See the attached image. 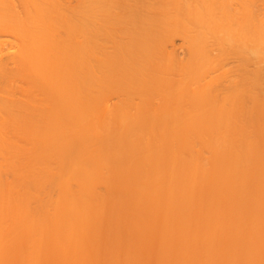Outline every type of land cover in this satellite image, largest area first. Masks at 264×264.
<instances>
[{"label": "rangeland", "instance_id": "rangeland-1", "mask_svg": "<svg viewBox=\"0 0 264 264\" xmlns=\"http://www.w3.org/2000/svg\"><path fill=\"white\" fill-rule=\"evenodd\" d=\"M79 1H80V3L83 2V0H72V3H76V2L79 3ZM124 2H125L126 6L124 5ZM124 2L121 5H116V4H112V3L108 4L107 3V5H109L110 8L106 9L103 6L104 2L102 0H91V4H92V8H93V10H92L93 11L92 25L98 29V35H97L98 39L95 40V46H94L95 54L101 53L98 55L99 57L104 58L106 56L107 59L113 61L114 57L117 58V50H118V46H119V45H117V43H123V42L125 43L129 39L128 33H126V31H125L126 29L134 31L140 24H145L146 26H148L150 28V30H153V29H155V26L157 24V27H156L157 33L154 34V38H153V41L155 42V51H156L155 62H154V70L155 71H154L153 76L160 77V75H159V73H160L162 76L167 77V84L170 85L172 83L174 84L175 82L177 84L176 87L179 90V100L176 102V106L179 107L180 112L175 118H173V121L175 124L176 123L180 124L184 121H187L186 125H192V124H194V122H195V124L201 123V124H203V126L205 128H207L206 130H203L202 132H198L197 130H195V131H192L191 134H189L192 136V138H191L192 144L190 146L191 149H189L192 151H191V154H190V152H188L190 155H188V153H186L187 147L184 148V146H186V138L189 135L188 134L186 135V133L181 130V127L178 129L176 134H174V136H173L174 139L176 140L175 143H176V147H177L175 149L176 150L175 153L178 154V155H176V160L179 157L178 161H180V160L182 161V158L180 157L181 155H184V158L188 159L190 161L193 158V162H195L197 160V163L202 165V167L200 168L202 170V172L199 171L200 173H198V172L195 173V178H194L195 184H194V183H188L187 179H185V180L183 179L184 177L185 178L187 177L186 176V174L188 173V171H187V173L183 176V178L181 180V181H183L182 183L184 185L182 187V189L183 188L184 189L183 190L181 189L179 191V193H181V194H179V193H177V191H175L172 194H170L169 196H167L168 195V191H167L168 186H167L166 181H168V183L170 181L169 180L170 178L168 177L169 176V169L168 168L170 167V165H167V164L171 163V161L169 159H167V158H170V156H168V157L165 156L166 155L165 152H167V146H165L166 142H164V140H163V139H165V140L168 139L170 136V134H168L169 131L167 129V130H165V133H164L165 137L163 136L162 140H160V142H158L159 145L157 144V142L154 143V144L158 145V147L155 145V147H157V148H155L156 151L154 150L153 161L151 163L152 165L151 166L149 165V166L151 168L152 167L155 168V170L153 168L152 169L154 170L153 174L156 173V175H153V177L151 178L152 181L150 180L151 181L150 182L149 179H150V176H152V174H151L152 170L149 171L150 174H148V172L146 173V171H148V169H147L148 166H147L146 167L147 170L144 173L145 176H147V177H144V178H147V180L145 179L146 183H147L146 186H149V187H146L143 185L144 186V188H143L142 187L143 181H139V178H137V177H139L138 176L139 173H137L136 169H138V172H140L145 168V167L144 168L142 167L143 169L140 170V167L142 166V165H140V163H141L140 161L143 159L142 158L143 152L141 153L142 155L140 156L141 150H138L139 154H136L138 151L135 153V156L133 159H131V157H133V155H130V158H128V161L130 159L132 160V161H129L130 163L131 162L133 163V165L131 163V166H134V162L138 161L137 156H139V159L142 158L137 162L140 165V167L136 166V165H138L137 163H135V166H134V168L138 167V168H135V171L137 173V174H135V177L137 176L136 178L131 177L132 175L134 176V174H132V170H130L132 168L131 166H129V168H127V166L124 165V168L126 167L127 171H126V169H124V168L123 169L127 172V174L123 173V172H125L124 170H118V169H115V167H113V169H111L112 166H114L115 164H118V163H115L114 165L109 164V166H110L108 168L109 171L108 170L105 171V173L103 174L104 176H102L100 179L96 180V182L94 183L92 188H94L93 192H94V194L96 193L95 194L96 197L93 196V199L94 200L97 198L98 199L95 200V202H94L95 206L93 205L94 209H96V211L91 210V213L93 214V212H94L93 215H96V216H93L90 214L89 219H90V217L96 218L98 216L97 217L98 220L97 219H95V220L99 221V219H100L99 216H101V219H102V221H100L101 227L98 225V224H100L99 222H93L92 221L94 219L90 220V224L87 223V225H89L90 227L89 226L88 227L86 226V227L92 229L93 231H95L96 234L99 233L100 235L97 236L95 234L94 235L89 234V232L92 230L88 229V231H87V230H85L86 228H84V229H82L84 231L77 233L78 236H76L77 235L76 234L75 236H72V238H70L69 241L65 240V238L63 236L65 224H63L64 221H62V218H63V216L65 218L67 216V214H65V212L61 213L62 209L60 207H57L59 209L55 208V210H54V208H52V210L49 209L48 211H46L47 210L46 209L45 210L46 212L43 213V216H44V214H46L44 217H46L47 214H51V213L52 214L50 217L48 215L49 218L42 221L43 222L42 223L43 225H41L42 235L40 234L41 233L39 230L40 228L36 232V235H37L36 241L38 242L37 243L38 246H36L37 245L36 242L34 244L32 243L33 234L31 232L33 230L32 229L30 230V228L31 227L33 228V224H31V219L29 218L30 221L28 219H24L22 215H26V214H22L23 210H21V212H20V210L15 207L19 203H21L18 200L21 201L20 198H22L23 194L27 193V191H26L27 188H26V190H24L25 192L22 191V189H23L22 188L21 194H20V192H18V190H20L21 187H19V186L21 185L22 187H24V186L28 187V185H29V183H27V184L25 183L26 185H24V184L22 185V183H24V182H22L21 180L25 179V182H26L28 179H26L27 178L26 176H25L26 178L24 176H22L24 178H20L21 179L20 180V179H18L19 178V176H18V178H16V179L21 181V183H18V181H14L15 178L13 179L12 177H14V175H15V173H13L14 172L13 170L16 171V169L20 168V167L24 168L23 170H25V167L26 168L28 167V169H26V171H25L26 172L25 174H28V170L31 171L32 173L30 172V176H29L30 178H31V174L32 175L34 174V176L35 175L37 176L40 172L38 173V170H37L38 168L36 169L35 166L38 165L39 169H42L41 168L42 167V161L36 155L33 156V154H29L28 156L35 157V158H33L34 160H31L32 157L31 158L27 157V155H26L27 153H26L25 155H26L27 159L26 158H22V159H25L26 162L30 159L31 160V161L29 160L30 163L29 164H26V163L21 164L20 162H18V161H20V160H18L19 158L15 157L14 160L17 163H20V164H17L15 162L17 164L16 167L19 165H20V167H17V168L15 167L16 169L13 168L15 166V163H13L14 160L11 162L9 160V158L11 159V157L14 154L15 155H18V154L21 155V152L19 150H15L13 152L12 149L14 147V141H12V143L9 142L8 143V151L6 153L7 159L9 160V163L7 164L5 170H3V171L6 172V173H4L6 175L7 174H10L9 176L12 175L11 178H9L8 175L5 176L7 178L6 179L7 182L8 181L10 182V180H12V179L14 181V184H12L13 182L11 184L9 183L10 184L9 188L15 189V187H16L15 182H17V184H16L17 186H18V184H20L17 187L19 189L18 190L15 189V190H17L16 192H18L17 194H18L19 199L16 198L17 195H13V193L10 191H8V192L10 194H12L11 197L15 196V197L11 198V201H12V199H15V198L17 199L18 203H16L13 200L12 205L14 203L17 204V205L14 204L15 210L18 209L17 212L19 211L18 213L16 212V215L19 218V214H21L20 217H22L21 218L22 220H19V223H21L20 225H22L20 227L21 230L19 229V227L18 228L16 227V229L21 232V231H23L22 230V228H24L23 226H25V228H24L25 232L19 233L20 236H16V237H15V234H18V233L12 232V234H14V235H12L13 237L11 236L10 238H7L8 242H10L12 244L11 246L9 243H7L8 245H5L4 243H2V246L4 245V246H7L8 248H9V246L11 247V249L9 248L10 251L6 247H4L5 249L0 247L1 252H3L5 250L4 251L5 253L3 252L2 254L6 255V256L1 255L4 258L3 259L1 257L2 261H4L6 259L4 262H6L8 264H9V261L11 262L10 264H14V263L15 264H21V263L22 264H36V263L37 264H82V263L83 264H85V263L86 264H108V263L109 264H163V261L165 264H264V115H263L264 113H262L264 111L263 110L264 109V102H263L264 101V0H228L229 6L224 5V7L220 5V0H124ZM136 3L137 4L141 3V5H142L137 10L135 9ZM232 4L234 6H232ZM214 5L220 6V7L225 8V9H229V8L234 9V7H236L237 12L232 18H228L229 19L228 23L231 26H233L234 30H235L233 33V36L231 38L232 44L236 45L238 48L237 49H231L228 46L223 48V47H218V46H216V44H214L216 42L215 39L219 38V36L223 39H228V36L226 35V33H221V32L218 33L217 34L218 36L215 39H214V36H212L211 34H209V36L207 35L208 38L210 37V42L207 39L208 40L207 42H209V43H208L207 49L203 55L204 62H205V69L203 71H199V64H198L199 60H198V58L200 59V52L193 49L192 42L194 41V38L198 35L197 33L202 32V34H203V32L204 33L206 32V31H202L203 25H201L197 22H200V23L201 22H203V23L207 22L209 20V16H207L203 21L202 20L203 17H201L200 13H197V12H199V11L204 12L206 10L214 9ZM211 11H213V10H211ZM217 13H216V15H217ZM183 14L186 15L184 18L182 17ZM104 16L107 17V25L103 24L104 22H106V20L104 19ZM218 16H219V14H218ZM185 19H186V21H185ZM181 20H182V22H181ZM217 20L218 19H216V21ZM161 21H162V23L165 22V24L160 23V25H158L159 24L158 22H161ZM182 23H183V25H182ZM169 25H170V27H169ZM159 26L161 27V29L158 28ZM185 26H186V28L184 30ZM179 28H181V29H179ZM162 30H163V33L161 32ZM206 34H208V33L206 32ZM161 35H163V36H161ZM205 36L203 34V37L205 38V41H206L207 36L206 37ZM212 40H214V41H212ZM16 42H18L17 39L11 33H8V32L0 33V48L2 49V51H0V53H4V52H10L11 53L12 50H16L17 49ZM211 43H212V45H211ZM4 57H5V55L3 54V59H4ZM253 72H255V73L257 72V74H259V77H260V78L258 77L259 82H260V88L257 90L255 88H252V86L250 84V77L252 75L251 73H253ZM255 73H253V75ZM199 85L200 86H208V92L202 96L197 95L196 89ZM29 91L30 90H28V92ZM28 92H24V93L22 92V93H23V95L24 94L30 95V92H29V94H28ZM17 93L19 94V92H17ZM229 94H234V100L228 104ZM21 95L20 96L18 95V101L20 100L19 98H22V97H23V99L21 100V102H23V100L26 101L28 99V96L26 97L25 95L24 96L23 95L21 96ZM121 95L122 94H119V93L118 94L117 93L107 94L103 98V105L106 108H108V110L109 109L112 110L111 108H114V105L116 103L118 104L120 100L125 101L124 97H122L123 95L122 96ZM16 98H15V100H16ZM25 98H27V99H25ZM120 98H123V99H120ZM138 98H139L138 96H131L129 98V100H130V102H132L131 104H133L134 102L137 103L138 101H140V99H138ZM151 99H153L154 101H149V102H151L153 104L156 100V97L151 98ZM211 101L214 102V104H212V105H214L215 107H217L220 110H222V108H225L226 106L229 107V110H232V116L230 118L226 119L228 127H226V128L224 127L223 129L218 131V132H220V135H222L223 137H226V141L219 147L218 150L211 149L208 146V144H206L205 142H202L199 139L200 135H202V136L203 135L204 136L210 135L207 124H209L208 123V112L210 111ZM149 102H147L146 107H149L148 105L152 106V104H149ZM22 104H26V102L25 103L23 102ZM158 104L160 105V100H156V103L153 105H155L154 107H156ZM174 105H175V103H174ZM154 107H153V110L155 109ZM148 109L151 110V107ZM258 110H260V114H259V112L258 113L256 112ZM171 118L172 117L167 119L165 123L168 124L169 123L168 121ZM21 123H22V126H21ZM16 125H19V126H16ZM16 125H14V126L19 127V128L23 127V128H20L22 130L17 128L19 130V132H22V133H17L21 136L20 138H23V140H25L27 138H24V136L25 137L29 136L28 139H30V140L27 139V141H29V143L27 141L23 142V140L19 139V138H18V141L20 142V140H22V142L24 144L22 142H20V143L23 144V147H25L24 145H26V143L27 144L32 143L33 145H35L34 146L35 148L31 144V145L27 146V149L29 148L31 151V148H32V150H34V151H31V152H33V153H35V151L37 152L38 151L37 148L41 144V139L30 135V133L28 131L30 127H29V125H27V122H24L22 120L20 122H17ZM233 125H236V126H233ZM10 126H12V125H10ZM238 126H239V130H236L235 128ZM166 128H167V126H166ZM5 129H6V127H5ZM5 129L3 128V132H2V133H4L3 134L4 136L7 133L9 134L10 131H13V130L9 131L8 130L9 128H7V130H5ZM25 130H27V131L25 132ZM15 132H18V131H15ZM12 133H10V134H12ZM23 133H28L29 135H27V134L25 135ZM8 134H7V136H8ZM22 135H23V137H22ZM15 138H16V135H15ZM15 138L13 137V140ZM8 139L6 138V140H8ZM16 139H15V141L19 145V142ZM239 139H242L241 142H242L243 146L249 151H242L240 156H239L240 159H238L236 161V154H235L236 148H235L234 142H236V140H239ZM18 147H20V146H18ZM23 147H21L24 150L23 152H28V151H25L26 147L25 148H23ZM165 148H166V150H165ZM10 151H12V152H10ZM155 152L156 153L158 152L157 154L159 157H157V155H155ZM192 154H193V157H191ZM22 155L25 157L24 154H22ZM154 155H155V157H154ZM185 155H188V158L185 157ZM189 156H190V158H189ZM127 157H129V156H127ZM127 157H123V158L126 159ZM136 157H137V160L135 159ZM36 159H37V161H35ZM156 159H158V160L156 161ZM38 160L40 162H38ZM32 161L34 162L33 164H31ZM168 161H170V162H168ZM117 162H119V161H117ZM122 162L123 161H121V163ZM233 162H236V168L235 169L231 168V166H233V165H231ZM112 163H114V162H112V160H111V164ZM124 163H125V160H124ZM185 163L188 164V166L190 164V162L187 160H185ZM11 165H13V166H11ZM143 165H144V163H143ZM111 170H115V171L111 172ZM20 171H22V170H20ZM119 171L121 174L119 173ZM135 171L133 170V173ZM128 172H130L129 174H131L130 177L132 178V180L134 179L132 181L133 184L131 182L132 185L130 187L128 184H127V186L125 185L124 186L125 190H123V191L126 192V195H127V191L130 193L132 188H133L134 191L132 190V192H131L132 194L131 193L130 194H131V196L133 195L134 198L131 199L130 194H128V196L123 197L124 198L123 199L122 193H124V192L121 190V185L123 186V184H124V183L122 184V181H124V178L129 176ZM166 172H168V173H166ZM22 173H20V174H22ZM113 173H115V174H113ZM4 174H3V176H4ZM20 174H18V175H20ZM107 174H108V176H107ZM144 174L142 173V175H141V172H140L141 177H143ZM146 174H148V175H146ZM166 174H168V175H166ZM16 175H15V177H16ZM105 176H106V178H105ZM115 178L117 180L123 179L121 181V184L119 183L120 185L118 183H116L118 181H116ZM131 178L127 177V179H129V180ZM167 178H168V180H167ZM235 178L237 181L235 180ZM2 179H3V182L6 181V180H4V178H2ZM127 179H125L126 180L125 183L128 182ZM233 179L237 183V184H235V186H238L237 189L235 186H234L235 187L234 189L231 188ZM142 180H143V178H142ZM145 180H144V182H145ZM186 180L188 183L187 187H189L190 184H193V186H191L193 188H188L191 191V194L193 195V197H190V195H187V193L185 192V189H186L185 188V186H186L185 181ZM134 181L136 182V184L139 185V187L141 185L142 189L140 191H139V187L136 186V184H134ZM181 181H180V183H181ZM7 182H5V183H7ZM193 182H194V180H193ZM72 184H73L72 187L76 188L75 183H72ZM116 184L118 186H114ZM164 184H165V186H164ZM7 186H8V183H7ZM7 186H5V187H7ZM135 186L138 188L135 189ZM127 187L130 189V191L127 190L128 189ZM145 187L147 189H149V192L151 194H148L149 192L147 193ZM55 188H59V187H56V186L53 187V189H55ZM117 188H119L120 190L118 191ZM144 189L146 192H144ZM188 189H186L187 192H188ZM9 190L14 191L12 189H9ZM135 190H137L138 192H135ZM57 191H59V190H57ZM44 192L45 191H43L41 193V196L39 195V197L43 198L44 195H42V194H44ZM51 192H53V191H51ZM54 192L51 194L54 196V197L52 196L53 198L57 197V195H54V194L58 193L56 191H54ZM139 192H141V193L144 192V194L140 195L141 193L139 194ZM233 192H235V193H233ZM50 193H48V194L50 195ZM133 193H135L136 195H134ZM174 193L176 194V196ZM51 195L49 198H51ZM165 195H166V197H171V196L172 197L169 199L168 198L166 199L164 197ZM98 196H100V197H98ZM136 196L137 197L139 196V199ZM141 196L143 198V201L140 200ZM186 196H187V198H186ZM188 196H189V198H191L189 203H188V200H189ZM28 197H27L28 202H27V199H25V198H23L22 200H24L26 203H29V205L26 204L27 208H25V210L27 209L28 211H30L31 209H29V207L33 206L34 204L36 205V201L33 197V199H31L32 200L31 203H33V201H34V204L32 205L30 203L31 200L29 201ZM45 197L47 199V196H45ZM45 197H44V199H45ZM153 197H154V200H153ZM158 197H159V200H158ZM184 197H185V199H184ZM41 198H39L40 201H41ZM103 198H104V200H103ZM126 198L131 200L129 204H131V206L133 205L132 208L128 204L129 201ZM135 198L137 199L136 202H134ZM161 198H163V199H161ZM44 199L42 200V202L46 201ZM181 199H184V202ZM50 200L51 199H47L48 202H50ZM123 200H125V201L123 202ZM126 200L128 202H126ZM139 200H140V202L142 201L141 202L142 206H140L141 203H139ZM169 200H171V201H169ZM24 201H22V202H24ZM96 201L97 202L99 201L98 205H96L97 204ZM103 201H106L105 204L107 203V206H105ZM101 202H102V205H101ZM111 202L114 204V207L117 204L116 208L118 207V212H117L116 208H115L116 211L114 208H112L113 204H111L112 205L111 206V208H112L111 212H114L116 214H113V213L111 214L109 212H106L108 210L107 207L110 206L109 203H111ZM119 202H121V203H119ZM122 202H123V204H125V202H126L127 206H126V204H125V206H120V204L122 205ZM143 202H144V206H143ZM146 202H147V204H149V206L146 204ZM164 202H165V204H164ZM44 203H47V202H44ZM44 203H43V205H45ZM134 203H135V205H134ZM183 203H184V205H183ZM30 204H31V206H30ZM103 204H104V207H106L105 209L103 207L104 212L102 210ZM9 205L10 204H8L6 206V209H4L5 211L7 209L10 211L11 207ZM47 205H48L47 208L51 207V206H49V203H47ZM99 205H100V207H99ZM166 205L168 206V208ZM186 205H187V207H186ZM129 206H130L133 214L131 213V211H129L130 210ZM135 206L140 207V209L138 210V208H136ZM147 206L149 209L147 208ZM152 206H153V208H152ZM182 206L187 208V211L183 207V209L185 211L184 212L182 210ZM7 207H9L10 209ZM17 207L24 209V205L22 207H20V204H19ZM35 207H33V208L31 207V208L34 209ZM41 207H43V206H41ZM44 207H43V211H44ZM98 207L100 210L97 209ZM120 207H121V211L125 207V210L122 211L123 215L121 214L122 212L119 209ZM141 207H143L142 212L144 211L145 214L140 211ZM126 209L129 211L128 213H127ZM165 209H166V211H165ZM189 209H190V212H189ZM8 210L6 211V213L9 212ZM11 210H13V209H11ZM15 210H13L14 213H15ZM25 210L23 213H25ZM57 210H58V213H60V214L57 213ZM59 210H60V212H59ZM136 210H137V212L140 211V212H138V215H140V216L137 215ZM171 210H174V211H171ZM181 210H182V212L180 213ZM191 210L194 211V214L191 212ZM49 211L51 213H48ZM98 211H99V213L102 212V215H99ZM124 211L127 213V216L125 215ZM148 211H150V213H151L150 214L151 217L148 215L149 219H147V217H146L147 214H149ZM209 211L212 213H210ZM96 212H97V214H96ZM4 213L5 212H3V216L5 215ZM186 213L189 215L186 216ZM201 213L204 214L203 216H206V218H202L203 216H201ZM10 214L12 216L14 215L12 213H10ZM119 214L121 215V217H119L120 216ZM166 214H168V215L166 216ZM183 214L185 217L183 216ZM211 214H212V216H211ZM57 215H59V217ZM68 215H70V214H68ZM113 215L115 216V218H114V220H111V218L113 219V217H114ZM17 216H15L16 220L15 219L13 220V218L11 217L12 221H18ZM56 216H57V218H60V220L55 219L54 217H56ZM123 216H124V218H123ZM128 216H131L132 218L129 219L130 217L128 218ZM142 216L144 218H141ZM189 216H191V217H189ZM207 216H208V218H207ZM8 217L10 218L9 213H8ZM24 217H26V216H24ZM126 217H127V219H126ZM187 217H189V219ZM118 218H120L121 220L123 218L125 225L122 224L123 221L118 220ZM165 218H167V219H165ZM168 219H170V221ZM207 219H208V221L210 220L209 222H212V223L209 224L207 222L205 224L204 222H206ZM3 220H4V218H3ZM9 220L7 218L5 223L8 222ZM106 220H107V222H105ZM116 220L118 222H116ZM128 220L131 221L132 224L130 222H128V224H127ZM137 220H138V223H136ZM180 220L182 222H180ZM185 220H187L186 221L187 223L184 222ZM1 221L2 220L0 219V222ZM45 221H48L49 223L48 222L44 223ZM2 222H4V221H2ZM139 222H140V224H139ZM164 222L166 223V225L164 224ZM5 223H1V224L4 225ZM19 223L17 222V226H20ZM56 223H58V224H56ZM92 223L93 224L98 223L97 224L98 226L97 225L94 226V225H92ZM109 223H110V226L114 225V227L116 226L117 229H114V227H110L111 232H112V234H111L110 228L109 229L106 228L107 231H109L107 235H108V237H111V240H112V242L110 244L108 243V245H107V242H105V241H107V239H110V238L106 237V234L104 232L105 231L104 226L105 225L107 226ZM129 223H130V225H129ZM184 223H186V226L188 225L187 229H185L186 227L184 226ZM10 224H12V223L10 222ZM25 224L27 225V227ZM46 224H49L50 226H48ZM170 224H173V225L171 226ZM198 224H199V226L201 225L202 232L200 231L199 227L197 228ZM207 224H209L208 225L209 227H213V224H214V228H213L214 233L210 232L213 235L211 237L208 235L209 232H207L208 227H207V229L205 228V226ZM13 225L16 226L15 223H13ZM29 225H32V226L29 228ZM132 225H133V227L135 226L134 227L135 230H133ZM180 225H182V227ZM5 226L7 227V225H5ZM5 226L4 227L2 226V227L4 229H7ZM14 226H12V227L15 228ZM128 226H129V228H128ZM178 226H179V228H178ZM42 227H45V228L42 229ZM202 227H203V229H202ZM94 228H96V229L94 230ZM118 228H120L121 230ZM170 228L171 229L173 228V230H171ZM0 229L2 230V231L0 230L1 234H3L0 237L3 236L2 239L5 240V241H3V240L2 241L7 242V239L4 238L5 237L4 235H7L10 232L8 231V233L4 234L5 230L2 228H0ZM60 229H63L62 230L63 232ZM137 229L138 230L140 229V230L138 231ZM174 229L176 230V232ZM181 229L184 230L183 233H182L183 230L181 231ZM194 229H196V230L199 229L198 230L199 234L195 233ZM11 230H14V229L11 228L10 231ZM17 230H15V232H17ZM29 230L31 232H29ZM112 230L113 231L119 230L118 231L119 234L117 233V231L113 232ZM185 230H187V231H185ZM193 230H194V232H192ZM203 230H206V232ZM86 231L88 232L87 235H89V236L86 235V233H87ZM93 231H92V233H94ZM120 231H121V233H120ZM188 231H189V233H188ZM38 232H40V233H38ZM82 232H85L84 233L85 238H87L86 240L84 238L85 242L82 238V237H84ZM133 232H136V234H139V235L142 234V235H140L141 237L139 235H137L135 237L136 234H134ZM178 232H180V233H178ZM185 232L187 233L186 236H182V234L184 235ZM109 233L111 234V236ZM129 233H131V234H129ZM191 233L192 234L195 233L194 239H193V237H192L193 235ZM203 233H205V235ZM31 234H32V236H31ZM38 234H39V238H38ZM206 234L208 235L207 237H206ZM159 235H161V237ZM41 236H45V238H42ZM80 236H81L80 239L82 240L81 242H79ZM90 236L92 238H93V236H95V238L92 239ZM120 236H123L124 238L120 237ZM190 236H191V238H189ZM103 237H105L106 240H104ZM112 237H113V239H112ZM187 237L190 240L192 239V241L189 242V239H187ZM203 237L206 238L208 241V242L206 241L205 244L203 242V239H204ZM208 237H210V238H208ZM12 238L14 239V242L12 240L9 241V239H12ZM131 238H133V239H131ZM136 238H139V240ZM157 238L159 241L156 240ZM163 238L166 239L167 242L164 241ZM195 238H197V239H195ZM16 239H18L20 242H17ZM76 239H78V241ZM91 239L95 244L97 242V244L95 245L94 243H92L90 241ZM206 239H204V240H206ZM28 240H29V242H28ZM135 240H136V242H135ZM187 240H188V242H187ZM193 240L194 241L196 240V241L193 242ZM15 241L18 244H20V246H23V247H21L22 249L27 247L26 248L27 250L23 249V251H22L21 248L19 249V246L18 247L16 246L18 244ZM57 241H58V243H57ZM75 241L79 242L78 245H77V242L75 243ZM133 241L135 242L134 244H133ZM157 241H158V243H157ZM69 242L72 244V246L71 245L69 246ZM183 242H185V243H183ZM0 243H1V239H0ZM13 243H16V244H13ZM40 243H41V245H40ZM128 243L132 247H130V245ZM192 243L194 245H192ZM162 244H164V245H162ZM182 244L187 245V246H184V245L182 246ZM13 245H15V247H17V248H12ZM34 246L36 248H38V250ZM73 246H76V247H73ZM88 246H92V247L89 248ZM115 246H117L116 250H114ZM188 246H190V248ZM83 247H85L86 250ZM126 247L129 249L128 251L126 250ZM183 247H187L186 250ZM111 248H113L114 255L111 254L112 250L109 252V249H111ZM117 248H118V250H117ZM121 248H123L122 251H121ZM181 248L184 249L183 255H182L183 251L181 250ZM90 249H92V250H90ZM95 249H96V251H95ZM7 250H8V254L6 252ZM17 250H18L17 253H20V251L24 252L23 254L20 253L21 254L20 260H25V262H27V260H28V263H25L23 261L21 262L20 260H17L19 258L18 257L19 254H18V256L17 255L14 256V254H17L16 253ZM124 250H125V252L123 253ZM134 250H135V252H134ZM179 250L182 252L180 253ZM12 251H13V254H12L13 257L11 254H9ZM74 251H75V253H73ZM84 251H86L87 254L84 253ZM177 251H178V253H177ZM95 252H96V255L93 256V254H95ZM185 252L188 254H186ZM88 253H90V255ZM107 253H109L108 257H107ZM115 253H116V255H115ZM126 253H127V255H126ZM160 253H163V254L160 255ZM63 254H64V257L61 258L62 256H60V255H63ZM73 254H75V255H73ZM76 254H77L78 258L76 256ZM130 254H132V255L129 256ZM7 255L8 256L10 255V257H12V258L7 257ZM82 255L84 258L82 257ZM85 255H87V256H85ZM88 255L90 257L89 260L87 259ZM22 256H25V257L23 258ZM74 256L76 257L77 260L75 259ZM96 256H97V258H95ZM112 256H114V257H112ZM115 256L117 259L115 258ZM33 257L34 258L36 257V258L34 259ZM85 257L88 261L85 259ZM15 258H16V260H15ZM26 258H28V259H26ZM64 258H66V259H64ZM121 258L123 259V261H121L122 260ZM163 258H164V260H163ZM10 259H12V260H10ZM13 259H14V261H13ZM71 259H73L74 261ZM83 259H84V261H83ZM7 260H9V261L7 262ZM118 260H119V262H118ZM15 261L16 262L20 261L21 263L20 262L16 263ZM106 261H107V263H106ZM2 264H5V263L2 262Z\"/></svg>", "mask_w": 264, "mask_h": 264}, {"label": "bare ground", "instance_id": "bare-ground-1", "mask_svg": "<svg viewBox=\"0 0 264 264\" xmlns=\"http://www.w3.org/2000/svg\"><path fill=\"white\" fill-rule=\"evenodd\" d=\"M102 1L104 2L103 6L106 9L110 8L109 5H107V3L108 4L112 3V4H116V5H121L124 2V0H102ZM79 3H80V1H79ZM79 3L78 2L72 3V0H0V33H5V32L11 33L18 41V42H16V46H17L16 50H12L11 53L10 52L0 53V217H1L0 219L2 221H4V222H2V221L0 222V228L4 229L3 227L5 225H7V227L5 226L7 229L9 228L8 230L4 229L5 230L4 234L8 233V231L10 232V233H8L9 235L8 234L4 235L5 236L4 238H6V239L10 238L12 235H14V234H12V232L18 233V234H15V237L20 236L19 233L25 232V230H24L25 226H23L24 228H22L23 231H21V232L16 229V227L17 228L19 227V229L21 230L20 227L22 226V225H20L21 223H19V220H22L21 219L22 217H20L21 214H19V218L16 215V212L18 209L20 210V212H21V210H23L22 214H26V215H22L24 219H28V220H29V218L31 219V224H33L34 229L31 227L32 225H29V228L31 227L30 230L31 229L33 230L32 232L29 230V232H31L33 234V236L31 234L33 244L35 242H36V244L38 243L36 241L37 240L36 232L38 231L39 228H40L39 230L41 233L40 232H38V233H40L42 235V230H41V225H43L42 221L49 218L52 214L49 211L48 213H51V214H47V216L44 217L46 214H44V216H43V213H45L49 209L52 210V208H54V210H55V208L60 207L62 209L61 213L65 212V214H67V216L65 218H64V216L62 218V221H64L63 224H65L64 232L62 231L63 229H60L63 232V236H64L65 240H67V241H69L70 238H72V236H75L77 233L84 231V230H82L84 228H86L85 230L88 231V229H90V228H87L89 226V225H87V223L90 224L91 219H94V220H92L93 222H99L100 223V221H102L101 216H99L100 217L99 221L95 220V219H97L98 216L96 218L90 217V219H89V215L94 214V212H93V214L91 213V210L96 211V209H94V206H95L94 202L98 198L95 200L93 199V196L96 197V195H95L96 193L94 194V192H93L94 188H92L94 183L96 182V180H98L102 176H104L103 174L105 173V171H107V170L109 171V169H108L110 167L109 164L114 165L115 163H118L119 165L115 164L114 166H112L111 169H113V167H115V169H118V170L126 169V171H127V168H129V166H131V163H132V162L130 163L129 161H132L131 159L134 158L135 153L138 150H141L140 156L142 155L141 153L143 152V155H142L143 159L140 158V159H142L140 161L142 164L140 163V165H142V166L140 167V165L137 163L140 160L139 156H137L138 161L134 162V166H135V163H137L138 165H136V166L140 167V170H142L145 167L142 171H140L141 175H142V173L144 174L147 169H148V171H146V173L148 172V174H150L149 171L152 170V173H151L152 176H150V179H149V181L150 180L152 181L151 178L153 177V175H156V173L153 174V171L155 170V168L152 167L154 169L153 170L150 167L152 165L151 163L153 161L154 150L156 151L155 148L158 147V145H159L158 142H160V140H162L163 136L165 137L164 133H165V130H167V129L169 131V133L168 132L167 133L170 134V136L168 135L169 138L166 140L165 139H163V140H164V142H166L165 146H167V152H168V153L165 152L166 153L165 156H167V157L170 156V158H167V159H169L171 161V163L167 164V165H170L169 168L167 167L169 169V176L168 177L170 178L169 179L170 181H169V183H168V181H166L167 186H168V188H167L168 195L167 194L166 195L169 196L170 194H172L175 191H177V193H179V191L184 186L182 183L183 181H181V180H182L183 176L187 173V171H188V173L186 174V176L188 178L184 177L183 179L184 180L187 179L188 183H194V184H195V179H194L195 173L202 172V170L200 169L202 167V165L198 164L197 160L195 162H193V158L190 161L188 159H185L184 155H181L180 157L182 158V161L181 160L178 161L179 157L176 160V155H178V154L175 153V151H176L175 149L177 147H176V143H175L176 140L174 139L173 136H174V134H176L178 129L181 127V130L184 131L186 133V135L187 134L189 135L192 133V131L197 130L198 132H202L203 130H206L207 128H205L203 126V124H201V123L195 124V122H194V124H192V125H186L187 121H184L180 124L179 123L175 124L173 121V118H175L180 112L179 107L176 106V102L179 100V90L176 87L177 84H176V82L174 84L172 83L170 85L167 84V77L162 76L160 73H159L160 77L153 76L154 71H155L154 70V62H155V56H156L155 42L153 41V38H154V34L157 33L156 32L157 24L155 26V29H153V30H150V28L148 26H146L145 24H140L134 31L126 29L125 31H126V33H128L129 39L125 43L124 42L123 43H117V45H119L118 50H117V58L114 57V60L112 61V60L107 59L106 56L104 58L99 57L98 55L101 53L95 54L94 46H95V40L98 39V37H97L98 29L92 25V16H93L92 10H93V8H92L91 0H83L82 3H80V4ZM124 5H125V2H124ZM220 5L223 7H224V5L229 6L228 0H220ZM141 6H142L141 3H138V4L136 3L135 9L137 10ZM232 6H234V5L232 4ZM211 10H213V11H211ZM211 10H206L204 12L203 11L197 12V13H200L201 17H203L202 18L203 21L207 16H209V20L207 22H204V23L203 22H201V23L197 22V23L203 25L202 31H206L208 33V34H206V32L205 33L203 32L204 36L205 35L209 36V34H211L212 36H214V39H215L218 36L217 35L218 33H220V32L226 33V35L228 36V39H223L219 36V38L215 39L216 42L215 43L213 42V43L216 44V46H218V47L225 48L226 46H228L231 49H237L238 47L236 45L232 44V39H231L233 36V33L235 31L234 27L228 23V20H229L228 18H232L236 14V12H237L236 7H234V9H230V8L225 9V8L220 7V6L214 5V9H211ZM216 13H217V15H216ZM218 14H219V16H218ZM185 16L186 15L183 14L182 17L184 18ZM104 19L106 20V22H104L103 24L107 25V17L104 16ZM216 19H218V20L216 21ZM185 21H186V19H185ZM181 22H182V20H181ZM158 23H159L158 25H160V23H162V21L158 22ZM163 23L165 24V22H163ZM170 25H169V27H170ZM182 25H183V23H182ZM158 28L161 29L160 26ZM185 28H186V26L184 27V30H185ZM179 29H181V28H179ZM161 32L163 33V30ZM197 34H196L197 36L194 38V41L192 42V45H193L192 47L194 50L200 52V59L198 58V60H199L198 61L199 71H203L205 69V62H204L203 55L207 49L208 43L210 42V37L208 38V36L207 37L205 36L206 37V41H205V38L203 37L202 32L197 33ZM161 36H163V35H161ZM207 39L209 40V42H207L208 41ZM212 41H214V40H212ZM211 45H212V43H211ZM0 51H2L1 48H0ZM3 54L5 55L4 59H3ZM253 73H255V72H253ZM253 73H251L252 75L250 77V84H251L252 88H255L257 90L260 88V82H259L260 77H259V74H257V72L254 75H253ZM28 90H30L29 91L30 95L24 94L26 97L28 96V99L25 98L27 100L26 101L23 100V102L24 103L26 102V104H22L23 102H21V100L23 99V97L19 98L20 100L18 101V95L19 96L21 94L23 95V93L28 92ZM17 92H19V94ZM29 92H28V94H29ZM207 92H208V86H200L199 85L196 89V93L199 96H202V95L206 94ZM109 93L122 94L123 96L122 95L121 96L124 97L125 101L120 100L121 102L119 101L118 104L116 103L117 105L115 104L114 108H111L112 110H110V109L108 110V108H106L103 105V98ZM131 96H138L139 97L138 99H140V101H138L139 103L137 102L138 103L137 104L134 102L135 104L134 103L131 104L132 102H130V100H129V98ZM154 96L156 97V100H160V105L158 104L156 107H154L155 105H153L156 103V100L153 104L151 102H149V101H154L153 99H151V98H155ZM15 98H16V100H15ZM120 99H123V98H120ZM233 100H234V94H229L228 104L230 102H232ZM147 102H149V104H152V106L155 109L153 110V107L150 105H148L149 107H146ZM174 103H175V105H174ZM212 104H214V102L211 101L210 111L208 112V123L209 124H207L210 135L209 136L200 135L199 139L202 142H205L206 144H208V146L211 149L218 150L219 147L226 141V137H223L222 135H220V132H218V131H220L224 127L225 128L228 127L226 119H228L232 116V110H229L228 106H226L225 108H222V110H220ZM150 107H151V110L148 109ZM256 112L257 113L259 112V114H260V110H258ZM262 113H264V111ZM170 117H172V118L168 121L169 123L168 124L165 123L166 120L169 119ZM22 120L24 122H27V125H29L30 128L28 131H29L30 135L41 139V144L37 148L38 151L37 152L35 151V153L31 152V151H34V150H32V148H31V151L29 148L27 149V146L31 145L32 143H30V144L26 143V145H24L26 147L25 151H28V152H23L24 150L21 148V147H23V144H24L23 142L27 141L29 136L28 137L24 136V138H27L25 140H23V138H20L21 136L17 133H22V132H19V130L17 129L19 127H15L14 125H16L17 122H20ZM10 125H12V126H10ZM16 126H19V125H16ZM21 126H22V123H21ZM166 126H167V128H166ZM233 126H236V125H233ZM5 127H6V129H5ZM3 128L5 130H7V128H9L8 129L9 131L13 130V131H10V133H12V132L13 133L12 134L7 133L9 137L7 136V134L4 136L3 135L4 133H2ZM20 128H23V127H20ZM235 129L239 130V126L236 127ZM20 130H22V129H20ZM15 131H18V132H15ZM26 131L27 130H25V132ZM14 134L16 135L17 139L15 138ZM23 134L29 135L28 133H23ZM13 137L17 141H18V138L22 139L23 142H22V140H20V142H22L23 144L18 141L19 142V145H18L16 143L15 139L13 140ZM22 137H23V135H22ZM6 138L7 139L9 138V139L6 140ZM191 138H192L191 135H189L186 138V146H184V148L187 147L186 153L190 152V154L192 151V150H189V149H191L190 146L192 144ZM28 140H30V139H28ZM241 140L242 139H239V140H236V142H234L235 148H236V150H235L236 161L238 159H240L239 156H240L242 151H249L243 146ZM12 141H14V147H15V148L13 147V149H12L13 152L15 150H19L21 152V155H19V154L15 155L13 153L14 154L12 156L13 158L12 157H11V159L9 158V160L11 162L15 159V157H17V158H19L18 160H20L18 162H20L21 164H25V163L29 164L30 159L27 162L25 159H22V158L27 159V157H30V156H28L29 154H33V156L36 155L42 161V167H41L42 169H39L38 165L35 166L36 169L38 168L37 169L38 173L39 172L40 173L37 176L36 175L34 176V174L33 175L31 174V178L29 177L31 171L28 170L29 175L25 174L26 173L25 171H26V169H28V167L27 168L25 167V170H23L24 168L20 167V165H19L17 167H20V168H17L16 165L20 164V163H17L15 160L13 161V163H15V162L17 163V164L15 163V166L13 167V168H15V167L17 168V169L15 168L16 171L13 170L14 171L13 173H15V175H16L17 173L20 174L23 172L22 173L23 175L17 174L16 177L14 175V177H12L13 179L15 178L14 181H18V183H21V181L24 182V183H22V185L23 184L26 185L27 183H29L28 187L24 186L25 188L22 187L20 184H18V186L20 185L19 187H21L20 190H18L19 188H17L18 187L16 185L17 182H15L16 187L14 186L15 189H17L18 192H20V194H21L22 188H23L22 189L23 192H25L24 190H26V188H27V190H26L27 193L23 194L22 198H20L21 201L18 200L19 202H21V203H19L20 207H22L24 205V209L17 207L19 205V204L18 205L16 204V203H18L17 199H19L18 194H17L18 192H16L17 190H15L14 188H9L10 184L12 182H13L12 184H14L13 179L12 180L9 179V178H11L12 175L9 176L10 174H7L9 177L8 179L10 180V182L9 181L7 182V180H6L7 178L5 177L7 175L4 174L6 172L3 171V170H5L7 164L9 163V160L7 159L6 153L8 151V143L9 142L12 143ZM27 142L29 143V141H27ZM156 142L158 145L154 144ZM17 145L20 147H18ZM155 145L157 147H155ZM34 146L35 145H33V147ZM25 147H23V148H25ZM165 150H166V148H165ZM10 152H12V151H10ZM157 153L155 152V155H157V157H159ZM22 154H24V155L26 154L27 157H26V155L24 157ZM136 154H139V151ZM190 154L188 153V155H190ZM126 155L129 157H127ZM130 155H133V157H131V159L128 161V158H130ZM155 155H154V157H155ZM188 155H185V157L188 158ZM33 156H31L32 157L31 160H34L33 158H35V157H33ZM122 156L127 157V158L125 159ZM137 157L135 158L136 160H137ZM191 157H193V154L191 155ZM183 158L190 162L189 166H188V164L185 163V160ZM189 158H190V156H189ZM111 160L114 163L111 164ZM124 160H125V163H124ZM157 160L158 159H156V161ZM35 161H37V159ZM117 161H119V162H117ZM121 161H123V162L121 163ZM170 161H168V162H170ZM38 162H40V161L38 160ZM33 163L34 162L32 161L31 164H33ZM143 163H144V165H143ZM124 165H126L127 168L126 167L124 168ZM132 165H133V163H132ZM231 165H233V166H231L232 169L236 168V162H233ZM11 166H13V165H11ZM134 166H131L132 168L130 169V170H132V174H134V176L132 175L131 177L136 178L137 176L135 177V174L139 173L138 174L139 177H137V178H139V181H143V183L142 182L141 183H142V187L144 188V186H146V184H147L146 183L147 178H144V177H147V176H145V174H144L143 177H141L140 172H138V169H136L137 173L135 171V168H138V167L134 168ZM146 167H147V169H146ZM20 170H22V171H20ZM133 170L135 171L134 173H133ZM112 171H115V170H111V172ZM126 171L123 173L127 174ZM119 173H120V171H119ZM129 173L130 172H128V174ZM166 173H168V172H166ZM3 174H4V176H3ZM113 174H115V173H113ZM148 174H146V175H148ZM130 175L131 174H129V176H127V177L131 178ZM166 175H168V174H166ZM18 176H19V178H18ZM22 176H24V177L26 176L27 178L26 177L25 178L28 180L26 182H25V179L21 180L20 178H24ZM107 176H108V174H107ZM127 177L124 178V181H122L123 179L117 180L115 178L116 181H118L116 183L121 184V181H122V184L124 183L123 186L121 185L122 191L125 190L124 189L125 185L127 186V184H128L130 187L133 184L132 181L134 179L132 180V178H131L129 180V179H127ZM2 178H4V180H6V181L3 182ZM16 178L20 179L21 181L17 180ZM105 178H106V176H105ZM142 178H143V180H142ZM125 179H127V181H128L127 183H125V181H126ZM144 180H145V182H144ZM167 180H168V178H167ZM187 180L185 181L186 184L184 183L186 185L185 188L186 189L193 188V187H191V186H193V184H190V186L187 187L188 186ZM193 180H194V182H193ZM235 180H236V178H235ZM180 181H181V183H180ZM5 182L8 183V186H7V183H5ZM131 182H132V184H131ZM72 183H75L76 188L72 187V185H73ZM134 184H136L135 181H134ZM235 184H237V183L233 179L231 188L234 189L236 187V189H237L238 186H235ZM5 186H7V187H5ZM55 186L59 187V188H55L56 190L53 189V187H55ZM114 186H118V185L116 184ZM136 186L139 187L138 184H136ZM136 186H135V189L138 188ZM164 186H165V184H164ZM146 187H149V186H146ZM9 189H12L14 191H11ZM117 189H118V191L120 190L119 188H117ZM141 189L142 188L140 185L139 191ZM186 189H185V192L187 193V195H190V197H193V195L191 194V191L188 189V192H187ZM57 190H59V191H57ZM127 190L130 191L129 188ZM132 190H133V188H132ZM132 190H131V192H132ZM8 191L12 192L13 195H17L16 196L17 199L15 198V199H12V201H11V198H13L15 196L11 197L12 194H10ZM41 191L42 192L45 191L44 194H42V195H44V197L47 196V199H51L50 202L47 201L46 197H45V199H44V197L43 198L39 197V195L41 196V193H42ZM51 191L58 192L57 194H54V195H57V197L53 198L54 196L51 195L53 192H51ZM146 191L148 193L149 189L146 188ZM146 191L144 189V192H146ZM135 192H138V191L135 190ZM144 192H142V193L139 192V194L141 193L140 195H142V194H144ZM48 193H50L51 198H49L50 195ZM124 193H122L123 194L122 198L127 197L128 194H130L128 191H127V195H126V192H124ZM233 193H235V192H233ZM131 194H130V196H131ZM133 194L136 195L135 193H133ZM148 194H151V193L149 192ZM179 194H181V193H179ZM166 195L164 196L166 199L167 198L169 199L172 197V196L166 197ZM139 196L138 197L136 196V197L139 199ZM175 196H176V194H175ZM27 197L29 198V201L31 199H33V197L36 201V205L34 204V201H33V203H31L32 200L30 201V203L32 205L34 204L33 206H31V204H30V206L32 208L36 206L34 209H32L31 207L28 206L29 209H31L30 211H28L27 209L25 210V208H27L26 204L29 205V203H26L24 200H22L23 198L27 199ZM98 197H100V196H98ZM39 198H41V201ZM130 198L132 199V198H134V196L132 195ZM186 198H187V196H186ZM43 199L46 200L44 202L49 203V206H51V207L47 208L48 205H47V203L42 202ZM126 199H128V198H126ZM161 199H163V198H161ZM184 199H185V197H184ZM184 199H181V200H183V202H184ZM188 199H189L188 200V203H189L191 198H189V196H188ZM13 200L16 202L14 204L17 205V206H15L16 208H18L17 210H15L14 204L12 205ZM103 200H104V198H103ZM136 200L137 199L135 198L134 202H136ZM140 200L143 201L142 196H141ZM140 200H139V203L142 202V201L140 202ZM153 200H154V197H153ZM158 200H159V197H158ZM22 201H24V202H22ZM124 201L125 200H123V202ZM128 201L126 200V202H128V204H129L131 200L128 199ZM169 201H171V200H169ZM27 202H28V199H27ZM103 202L105 204L106 201H103ZM123 202H122V205L120 204V206H125L126 202H125V204H123ZM43 203L45 205H43ZM96 203H97L96 205H98L99 201L98 202L96 201ZM119 203H121V202H119ZM8 204H10L9 206L11 207V209L15 210V213L9 207H7V208H9L11 212L7 209L9 212L6 213L7 210L5 211L4 209H6V206ZM104 204L102 206L103 212H104V209L106 208V207H104ZM109 204H110L109 207L111 208V206H112L111 204H113V203L111 202ZM146 204H147V202H146ZM164 204H165V202H164ZM101 205H102V202H101ZM116 205L114 207V204H113L112 208L115 209ZM129 205L131 206V204H129ZM134 205H135V203H134ZM147 205L149 206V204H147ZM183 205H184V203H183ZM41 206H43V207L45 206L44 211H43V207H41ZM105 206H107V203L105 204ZM126 206H127V204H126ZM130 206H129V208H130ZM132 206H131V208H132ZM140 206H142V203ZM143 206H144V202H143ZM148 206H147V208H148ZM99 207H100V205H99ZM99 207L97 208L98 210H100ZM103 207H104V209H103ZM109 207H107L108 210L106 212H109L111 214L112 213L116 214L114 212H111L112 208L110 209ZM183 207L184 206H182V210L184 211ZM186 207H187V205H186ZM131 208L129 211H131ZM136 208H138V210L140 209V207H136ZM142 208L143 207H141V210H140L141 212H142ZM152 208H153V206H152ZM167 208H168V206H167ZM57 209H59V208H57ZM116 209L118 212V207ZM116 209H115V211H116ZM119 209L121 211V207ZM185 209L187 211V208H185ZM24 210H25V213H23ZM123 210H125V207L123 208ZM182 210L180 211V213L182 212ZM129 211L127 210V213ZM140 211H138V212H140ZM165 211H166V209H165ZM171 211H174V210H171ZM3 212H5L4 216H3ZM59 212H60V210H59ZM136 212H137V210H136ZM138 212H137V215H138ZM148 212H149V214H147V216H146L147 219H149V216L151 214L150 211H148ZM189 212H190V209H189ZM191 212L194 214L193 210H191ZM8 213L10 215V218L8 217ZM10 213L17 216L18 221H12V218L14 220L15 216L14 215L12 216ZM57 213H58V210H57ZM124 213L127 216V213L125 211H124ZM131 213H132V211H131ZM142 213L145 214L144 211ZM187 213H186V216L189 215ZM210 213H212V212H210ZM58 214H60V213H58ZM68 214H70V215H68ZM96 214H97V212H96ZM98 214L102 215V212L99 213V211H98ZM121 214L123 215V212ZM48 215H49V217H48ZM167 215L168 214H166V216ZM203 215L204 214L201 213V216H203ZM24 216H26V217H24ZM57 216L59 217V215H57ZM57 216L54 218L60 220V218H57ZM93 216H96V215H93ZM131 216H128V218L130 217L129 219H131L132 218ZM138 216H140V215H138ZM183 216H184V214H183ZM191 216H189V217H191ZM211 216H212V214H211ZM119 217H121V215ZM189 217H187V218L189 219ZM3 218H4V220H3ZM7 218H8V220L10 219L11 221L9 220L8 222L5 223ZM114 218H115V216L113 217V219L111 218V220H114ZM123 218H124V216H123ZM123 218H122V220L120 218H118V220L123 221L124 220ZM141 218H144V217L142 216ZM202 218H206V216H203ZM207 218H208V216H207ZM126 219H127V217H126ZM165 219H167V218H165ZM168 220L170 221V219H168ZM186 221L187 220H185L184 222H186ZM209 221L207 219V221L204 223L205 224L207 222L209 224L212 223ZM10 222L12 224H10ZM17 222L19 223L20 226H17ZM46 222H48V221H45L44 223H46ZM105 222H107V220ZM116 222H118V221L116 220ZM128 222L131 223V221L128 220L127 224H128ZM165 222H164V224L166 225ZM180 222H182V221L180 220ZM1 223H5V224L2 225ZM13 223H15L16 226H14ZM130 223H129V225H130ZM136 223H138V220ZM186 223H184V226L186 227L185 229L188 228V225L186 226ZM56 224H58V223H56ZM97 224L92 223V225H94V226ZM122 224H124V221ZM139 224H140V222H139ZM209 224H207L205 226L206 229L208 227L207 232H209V233L213 232L214 233V230H213L214 224H213V227H209L208 226ZM11 225L14 226L15 228H13ZM46 225L50 226L49 224H46ZM98 225L101 227V223ZM170 225L172 226L173 224H170ZM180 226L182 227V225H180ZM26 227H27V225H26ZM110 227H114V225L110 226V223H109L107 226L106 225L104 226V229H105L104 232L106 234V237H108L107 234L109 232V231H107L106 228L109 229ZM132 227H133V225H132ZM134 227H133V230H135ZM198 227L200 228V231L202 232L201 225L199 226V224H198L197 228ZM11 228L14 230L10 231ZM43 228H45V227H42V229ZM128 228H129V226H128ZM178 228H179V226H178ZM95 229L96 228H94V230ZM114 229H117L116 226L114 227ZM118 229H120V228H118ZM202 229H203V227H202ZM15 230H17V232H15ZM90 230H92V229H90ZM171 230H173V228ZM182 230L183 229H181V231ZM194 230H195V233L199 234L198 233L199 229L198 230L194 229ZM194 230L192 232H194ZM92 231H90L89 234H92V235L95 234L97 236L100 235L98 233L99 232L98 230H97L98 232L96 231L98 234H96L95 231H93L94 233H92ZM114 231H117V230H114ZM118 231H117V233H118ZM185 231H187V230H185ZM189 231H188V233H189ZM203 231L206 232V230H203ZM175 232H176V230H175ZM183 232H184V230L182 231V233ZM82 233L84 235V237H82L84 240V238H85L84 233L85 232H82ZM110 233L112 234L111 228H110ZM120 233H121V231H120ZM133 233L136 234V232H133ZM178 233H180V232H178ZM195 233H193V234L191 233L193 235L192 236L193 239H194ZM209 233H208V235L210 237L213 236L211 233L210 234ZM87 234H88V232L86 233V235ZM111 234H110V236H111ZM129 234H131V233H129ZM186 234L187 233L185 232L184 235L182 234V236H186ZM203 234L205 235V233H203ZM1 235H3V234H1V232H0V236ZM137 235H139V234H136L135 237ZM140 235H142V234H140ZM208 235L206 234V237ZM76 236H78V234ZM87 236H89V235H87ZM159 236L161 237V235H159ZM41 237L45 238V236H41ZM120 237H123V236H120ZM210 237H208V238H210ZM2 238H3V236L0 237V239H1L0 247L1 248L6 247L8 250H9V248L11 249L10 246L12 244L10 242H8V239H7V242H3L5 240H3ZM38 238H39V234H38ZM80 238H81V236L79 237V240H80L79 242L82 241ZM94 238H95V236H93L92 239H94ZM103 238H104V240H106L105 237H103ZM108 238H110V239H107V241H105V242H107V245H108V243L110 244L112 242L111 237H108ZM189 238H191V236ZM189 238L187 237V239H189ZM197 238H195V239H197ZM86 239L87 238H85V240ZM92 239L90 241L92 243H94L92 241ZM112 239H113V237H112ZM131 239H133V238H131ZM136 239L139 240V238H136ZM204 239H206V238H204ZM204 239H203V242L205 244L207 239L206 240H204ZM11 240L14 242L13 238L9 239V241H11ZM16 240H17V242H20L18 239H16ZM76 240L78 241V239H76ZM85 240H84V242H85ZM156 240H158V238ZM77 241H75V243ZM158 241H157V243H158ZM164 241H166V239H164ZM190 241H192V239L191 240L189 239V242ZM195 241L193 240V242H195ZM28 242H29V240H28ZM79 242H77V245ZM135 242H136V240H135ZM135 242L133 241V244ZM185 242H183V243H185ZM187 242H188V240H187ZM2 243H4L5 245H8L7 243H9L10 244L9 248L7 246H4V245L2 246ZM16 243H13V244H16ZM57 243H58V241H57ZM96 244H97V242H96ZM40 245H41V243H40ZM70 245L72 246V244L69 242V246ZM162 245H164V244H162ZM183 245L184 244H182V246ZM192 245H194V244L192 243ZM16 246L17 247L19 246V249L21 247H23V246H20V244H18ZM36 246H38V244ZM184 246H187V245H184ZM17 247H15V245L12 246V248H17ZM73 247H76V246H73ZM85 247H83V248L85 249ZM88 247L90 248L92 246H88ZM116 247L117 246H115L114 250H116ZM130 247H132V246L130 245ZM188 247L190 248V246H188ZM1 248H0V250H1ZM26 248H23V249L27 250ZM118 248H117V250H118ZM183 248L186 250L187 247H183ZM183 248H181L182 251L184 250ZM23 249H22V251H23ZM36 249L38 250V248H36ZM8 250L6 251L7 254H8ZM90 250H92V249H90ZM122 250H123V248H121V251ZM126 250L128 251L129 249L126 247ZM22 251H20L21 254L24 253ZM95 251H96V249H95ZM110 251H111V254L114 255L113 248L109 249V252ZM182 251L179 250L180 253ZM3 252L0 251V260L1 261H2L1 257L5 255V254L4 255L2 254ZM17 252H18V250L16 251V253ZM124 252H125V250L123 251V253ZM134 252H135V250H134ZM20 253L14 254V256H16V255L18 256V254H19V256H18L19 258L17 260H20V256H21ZM73 253H75V251ZM84 253H86V251H84ZM177 253H178V251H177ZM183 253H184V251L182 252V255H183ZM9 254L12 255L13 251ZM64 254L60 255V256H62L61 258L64 257ZM88 254L90 255V253H88ZM161 254H163V253H160V255ZM186 254H188V253H186ZM73 255H75V254H73ZM89 255L87 258L88 260L90 259ZM94 255H96V252H95V254H93V256ZM108 255H109V253H107V257H108ZM115 255H116V253H115ZM126 255H127V253H126ZM131 255L132 254H130L129 256H131ZM76 256H77V254H76ZM85 256H87V255H85ZM7 257H10V255L9 256L7 255ZM12 257H13V255H12ZM12 257H10V258H12ZM22 257L24 258L25 256H22ZM82 257H83V255H82ZM112 257H114V256H112ZM77 258H78V256H77ZM95 258H97V256ZM115 258H116V256H115ZM26 259H28V258H26ZM64 259H66V258H64ZM75 259H76V257H75ZM85 259H86V257H85ZM10 260H12V259H10ZM15 260H16V258H15ZM71 260H73V259H71ZM163 260H164V258H163ZM1 261H0V264H2V262L5 264H8L4 261H2V262ZM8 261L9 260H7V262ZM13 261H14V259H13ZM20 261L25 262V260H20ZM83 261H84V259H83ZM121 261H123V259ZM118 262H119V260H118ZM10 263L11 262L9 261V264ZM25 263H28V260ZM106 263H107V261H106ZM163 264H165L164 261H163Z\"/></svg>", "mask_w": 264, "mask_h": 264}]
</instances>
